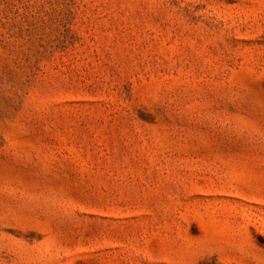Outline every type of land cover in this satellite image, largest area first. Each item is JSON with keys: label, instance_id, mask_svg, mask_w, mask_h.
I'll list each match as a JSON object with an SVG mask.
<instances>
[{"label": "rangeland", "instance_id": "1", "mask_svg": "<svg viewBox=\"0 0 264 264\" xmlns=\"http://www.w3.org/2000/svg\"><path fill=\"white\" fill-rule=\"evenodd\" d=\"M0 264H264V0H0Z\"/></svg>", "mask_w": 264, "mask_h": 264}]
</instances>
